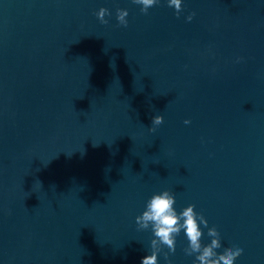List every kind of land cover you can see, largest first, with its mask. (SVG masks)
<instances>
[{"label":"water","instance_id":"water-1","mask_svg":"<svg viewBox=\"0 0 264 264\" xmlns=\"http://www.w3.org/2000/svg\"><path fill=\"white\" fill-rule=\"evenodd\" d=\"M141 7L0 0V264H141L165 190L264 264V0ZM175 239L158 264H198Z\"/></svg>","mask_w":264,"mask_h":264},{"label":"clouds","instance_id":"clouds-1","mask_svg":"<svg viewBox=\"0 0 264 264\" xmlns=\"http://www.w3.org/2000/svg\"><path fill=\"white\" fill-rule=\"evenodd\" d=\"M134 4L141 5L140 11L147 14L148 9L158 3V0H132ZM168 6L175 9L177 16L183 11L182 0H168ZM106 15H110L108 9L100 8L96 13L97 18L102 24H107ZM129 13L126 9H117V21L119 25L127 27ZM195 13L187 16V21H191ZM242 58L238 57L237 62ZM163 123V116L156 115L152 118V125L158 126ZM189 124V120L184 121ZM149 131H155V127H150ZM41 185V183H40ZM175 196L168 190L153 194L147 201L143 213L136 217V224L139 230L151 229L154 239L151 240V254L142 258L141 264H158V254L162 246H166L169 252L176 250V239L181 230L185 232L189 242L185 249L186 255H196L198 264H234L235 260L243 253L239 247H229L222 254H218L216 249L221 247L220 234L215 227L208 228V221L200 213H197L195 205H188L181 212L177 213L175 205ZM208 228L207 235L211 237V242L202 245V230L200 225ZM167 259L168 253H165Z\"/></svg>","mask_w":264,"mask_h":264}]
</instances>
